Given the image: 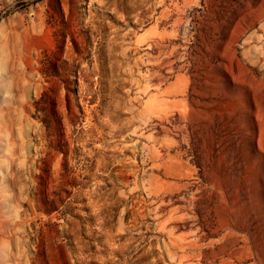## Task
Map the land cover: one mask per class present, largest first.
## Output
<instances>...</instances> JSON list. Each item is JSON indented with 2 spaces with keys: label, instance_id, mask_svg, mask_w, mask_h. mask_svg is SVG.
I'll return each instance as SVG.
<instances>
[{
  "label": "rangeland",
  "instance_id": "374dc122",
  "mask_svg": "<svg viewBox=\"0 0 264 264\" xmlns=\"http://www.w3.org/2000/svg\"><path fill=\"white\" fill-rule=\"evenodd\" d=\"M0 264H264V0H0Z\"/></svg>",
  "mask_w": 264,
  "mask_h": 264
}]
</instances>
